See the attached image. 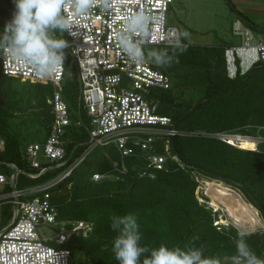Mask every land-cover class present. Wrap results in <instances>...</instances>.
Wrapping results in <instances>:
<instances>
[{
  "label": "trees",
  "instance_id": "obj_1",
  "mask_svg": "<svg viewBox=\"0 0 264 264\" xmlns=\"http://www.w3.org/2000/svg\"><path fill=\"white\" fill-rule=\"evenodd\" d=\"M225 1L234 9L229 0ZM184 43L188 48L179 56L178 64L169 68L152 65L168 74H176L183 86L199 85L201 95L195 100H177L171 88H153L151 94L161 99L159 112L171 116L179 130L188 132L239 130L250 133L256 126H264V61L255 62L241 74L237 58V73L232 78L228 74L225 54L232 46L224 42L195 45L184 40ZM12 80L6 75L1 78L5 98V104L0 106V137L5 142L4 150L0 151L1 168L8 171L6 164L16 163L24 169L27 176L24 178L36 184L55 175L85 151L90 127L85 112L82 110L78 114L70 106L68 85H72V80L74 86L78 82L75 64L66 53L65 86L61 92L72 117L81 120L82 125L67 130V161L63 167L37 178L28 176L33 170L26 168L21 157L20 147L24 143L20 134L13 131L19 126L11 122L16 115L10 96ZM39 85L42 94L51 91L49 84ZM41 96L46 99L48 120L44 126L48 133L50 107L47 98ZM154 151H163L160 142L155 143ZM170 151L178 160L169 157L162 169L148 168L141 152L122 158L113 145H97L87 153L66 180L51 191L58 220H84L92 224L89 232L71 235L62 246L69 248L71 253L81 251L92 264H117L111 251L115 233L109 226V215L133 214L140 226L143 244L184 248L191 245L193 237H199L196 246H202L206 256L217 258L219 264H230L235 254V241L242 232L230 223L213 224L218 219L217 212L208 206L204 195L195 194L197 176L238 187L264 220V151L241 149L200 134L175 135L170 141ZM143 170L153 172L154 177L141 176ZM94 173L109 177L94 181ZM68 182H71L69 188ZM4 210L7 216V205ZM245 234L251 250L264 259V233Z\"/></svg>",
  "mask_w": 264,
  "mask_h": 264
},
{
  "label": "built area",
  "instance_id": "obj_2",
  "mask_svg": "<svg viewBox=\"0 0 264 264\" xmlns=\"http://www.w3.org/2000/svg\"><path fill=\"white\" fill-rule=\"evenodd\" d=\"M173 0H125L110 13L93 8L87 16H76L77 26L63 33L68 43L64 50L73 63L78 80V114L83 110L89 124V141L85 151L69 165L47 180L27 187H17L18 178L24 169L16 163L0 162V264H70L71 250L61 247L71 235L86 234L92 224L84 220H58L56 206L51 202V191L66 180L72 170L97 145H113L123 158L141 152L147 167L162 169L171 154L170 141L175 135H204L221 140L232 146L253 151H264V126H256L254 132L223 130L215 132H188L179 130L171 116L159 112V98L151 94V89L172 88L167 72L153 67L149 62L143 65L131 63L123 54L115 39L122 28V21L129 12L145 9L159 18L153 24L154 35L151 45L165 44V37L179 34L177 27L169 25L167 13ZM71 15V10H69ZM243 35L242 43L225 50L226 64L230 77L247 71L255 62L264 61V42L254 40L247 28L233 29ZM256 42H252V41ZM2 76L37 81L49 84L52 93L47 98L51 120L44 142L33 141L20 147L21 157L33 170L27 173L37 178L55 168L63 167L66 159L65 135L71 126H81L82 121L72 117L67 102L62 96V81L65 78V56L62 66L51 77L36 75L29 66H20L0 57ZM253 130V128H252ZM253 139L255 146L245 148L242 138ZM160 142L162 152H155V143ZM4 139L0 137V151L4 150ZM141 176L154 177L153 172L143 170ZM109 177L108 174L94 173L97 181ZM71 182L67 183L69 188ZM9 186L8 191L3 187ZM9 205V220L3 226L4 206ZM215 212V210H214ZM8 214V213H6ZM220 219L214 220L218 226ZM40 225L54 230L50 236L41 235ZM55 243L58 246L53 245Z\"/></svg>",
  "mask_w": 264,
  "mask_h": 264
},
{
  "label": "clouds",
  "instance_id": "obj_3",
  "mask_svg": "<svg viewBox=\"0 0 264 264\" xmlns=\"http://www.w3.org/2000/svg\"><path fill=\"white\" fill-rule=\"evenodd\" d=\"M15 12L0 34V57L20 66H29L40 77H51L63 63L68 43L63 33L72 31L74 17H85L93 8L110 13L125 0H14ZM71 10V15H69ZM159 18L143 8L126 14L122 28L115 39L122 54L133 64L146 61L158 68H169L179 63V56L187 51L184 40L187 31L165 37L163 46H150L153 24ZM110 228L115 233L111 251L117 264H219L215 257L205 255V249L196 246L199 237H193L190 246L156 247L142 243V233L133 214L109 215ZM241 233L235 241V254L230 264H264L248 246ZM107 250V248H105Z\"/></svg>",
  "mask_w": 264,
  "mask_h": 264
},
{
  "label": "rangeland",
  "instance_id": "obj_4",
  "mask_svg": "<svg viewBox=\"0 0 264 264\" xmlns=\"http://www.w3.org/2000/svg\"><path fill=\"white\" fill-rule=\"evenodd\" d=\"M197 0H173L171 3V6L167 13V22L169 25H173L177 27L179 32L187 31L190 33V39L185 40L189 44H195V45H206V44H216L218 42V36H214V34L211 33L210 25L215 24L216 26H219L222 21H221V14H220V9L219 5H214L212 8L210 7L212 11V16H209V12H206V15L204 16L203 13L205 12V8H201V12H196L193 10V3L196 2ZM214 3L212 0L210 3V6ZM215 4V3H214ZM225 5V4H224ZM226 6V5H225ZM223 7V5H222ZM227 7L224 8V11L226 12ZM227 15V12L225 13ZM204 17H207V24L206 26L203 23ZM190 18L191 21H196V19L199 18L200 20V27L203 28L202 33L195 32L193 30V24L190 23ZM181 20V21H180ZM189 21V23H187ZM4 28L0 27V32L3 33ZM217 31V30H216ZM236 44H241V37L236 36ZM221 42V41H220ZM256 42V41H252ZM264 42V39H263ZM170 79H171V85H172V92L175 96V98L178 99H186V98H192L193 100L197 99L200 97L201 92L200 86L196 85H186L183 86L182 84L179 83V80L177 78L176 74H170ZM7 77V76H6ZM11 79H14L11 81L10 84V91H11V102L13 103L12 109L16 113L14 115V118H12L11 122L18 125L19 127H15L13 131H15L17 134H20V137L22 138V141L24 144L33 142V141H38V142H44L48 133H47V128L46 125L44 126V123L47 122V106L45 104V100L41 95H44L45 98H49L52 93V88L51 91L47 90L46 92H43V94L40 92V88L42 87L39 85L40 83L37 81H32V80H27V79H21V78H15L11 77ZM78 82V80H77ZM39 83V84H38ZM74 81H71V86L68 85L69 89V99H70V106H73V110L76 112L77 111V104H78V89L79 86H74ZM179 83V84H178ZM65 78L62 81V86H65ZM190 84V83H189ZM153 96L159 98L160 104L159 107L161 106V99L160 97L152 94ZM49 131V130H48ZM250 133H255L254 131L250 130ZM22 146V145H21ZM30 169L28 166L26 167ZM27 177L25 176V173H21L19 176V182L17 184V187H27L31 184L28 182V179L24 178ZM198 179V186L196 187L195 194L200 197L201 195H204L206 199L208 200V206L211 207L212 211H216L217 213V218L221 219L222 217H226L228 219L227 223L232 224L235 228H237L240 232L242 233H251V232H263L264 233V220L261 216V213L258 209L255 208L254 205L248 202L247 198L244 196L242 191L234 186V185H229L226 184L223 181L217 180V179H211L205 176H197ZM219 187L220 191L219 193L222 196L219 197H224L223 194H233L235 196V201H236V206L241 204L240 206L243 205H248L250 204L256 211L253 210L250 205V211L253 210L251 215L255 213V215L258 216L259 223L256 222L255 226L252 227H247V226H241L233 223L232 220L234 217V213H229L225 208H222L221 205L216 204L219 206L218 208H215V206L210 205V198L208 196V191H212L215 187ZM3 191H8L9 186L7 185L6 187H3ZM201 201V200H200ZM244 201V202H243ZM248 203V204H246ZM234 205V204H233ZM221 209V210H220ZM246 208L244 209V212L249 214ZM11 211V207L7 205V216H5V220L2 221L1 226L5 225L7 221L9 220V213ZM237 213L240 212V209L236 211ZM241 213V212H240ZM243 214V213H242ZM254 216V215H252ZM256 217V216H254ZM253 218V217H252ZM256 219V218H253ZM38 231L41 235H46L50 236L53 234L54 230H51L50 227L45 226V225H40L38 227ZM55 246V243H52ZM63 247V246H61ZM83 253L79 250L72 251V256H71V263L70 264H82L83 262ZM82 257V258H81ZM82 259V260H80Z\"/></svg>",
  "mask_w": 264,
  "mask_h": 264
},
{
  "label": "crops",
  "instance_id": "obj_5",
  "mask_svg": "<svg viewBox=\"0 0 264 264\" xmlns=\"http://www.w3.org/2000/svg\"><path fill=\"white\" fill-rule=\"evenodd\" d=\"M197 0L193 3V10L196 12H201V8H205L203 15H206V12H209V16H212V11L209 9L214 5H219L221 21L222 23L219 26L215 24L210 25V31L214 36H218V42H224L228 46H236V36L241 37L243 40V35L233 33V29L239 27L241 29L247 28L251 31L254 40L264 39V0H229L233 5L234 9L230 8L225 0ZM226 6H225V5ZM223 5V7H222ZM172 7V6H171ZM227 7V15L224 11V8ZM171 9V8H170ZM207 17H204L203 23L206 26ZM181 21V20H180ZM191 21V18H190ZM189 23V21H187ZM193 24V30L195 32L202 33L203 28H201L199 18L196 21H191ZM217 30V31H216ZM217 33V34H216ZM216 34V35H215ZM82 264H92L84 256ZM81 257V258H82ZM82 260V259H80ZM71 263V262H70Z\"/></svg>",
  "mask_w": 264,
  "mask_h": 264
},
{
  "label": "bare ground",
  "instance_id": "obj_6",
  "mask_svg": "<svg viewBox=\"0 0 264 264\" xmlns=\"http://www.w3.org/2000/svg\"><path fill=\"white\" fill-rule=\"evenodd\" d=\"M242 146H244L245 148H253L255 146V142L253 141V139L251 138H247V137H243L242 138ZM220 188L217 186L215 187L212 191H208V196L210 198V205H213L215 206V208H218L219 206H217L216 204L218 205H221L222 208H225L227 210V212L229 213H234V217L232 220L233 223L237 224V225H241V226H247V227H252V226H255L256 222H260L259 219H258V216L255 215V213H257V211L248 203L247 206L246 205H243L240 206L241 204H239V206L237 205L236 206V201H235V196H233V194H223L224 197H219V196H222L220 193ZM244 202V201H243ZM234 204V205H233ZM255 210L256 212L253 213L252 215L256 216H252L251 213L253 212L250 211V207ZM247 209L249 214L245 213L244 212V209ZM240 209V212L237 213L236 211ZM221 210V209H220ZM243 213V214H242ZM256 218V219H253V218ZM221 223H227L228 222V219H226V217H222L220 219ZM260 224V223H259Z\"/></svg>",
  "mask_w": 264,
  "mask_h": 264
},
{
  "label": "water",
  "instance_id": "obj_7",
  "mask_svg": "<svg viewBox=\"0 0 264 264\" xmlns=\"http://www.w3.org/2000/svg\"><path fill=\"white\" fill-rule=\"evenodd\" d=\"M14 0H0V27L4 28L5 24L8 23L15 12ZM1 67H0V106L5 104V98L1 87Z\"/></svg>",
  "mask_w": 264,
  "mask_h": 264
}]
</instances>
